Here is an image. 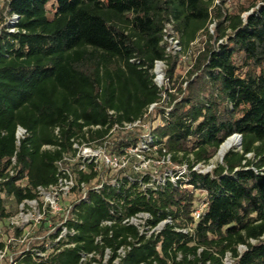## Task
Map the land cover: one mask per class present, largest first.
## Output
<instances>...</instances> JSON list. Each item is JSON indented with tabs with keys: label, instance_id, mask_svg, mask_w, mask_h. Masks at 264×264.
Returning a JSON list of instances; mask_svg holds the SVG:
<instances>
[{
	"label": "trees",
	"instance_id": "1",
	"mask_svg": "<svg viewBox=\"0 0 264 264\" xmlns=\"http://www.w3.org/2000/svg\"><path fill=\"white\" fill-rule=\"evenodd\" d=\"M227 3L4 0L0 225L6 233L8 219L25 200L38 197V187L57 184V163L75 154L74 141L104 139L116 125L145 118L153 104L158 108L148 121L163 122L152 128L158 146L154 157L169 154L172 163L186 164L189 170L184 179L157 189H143L137 175L134 182L123 176L119 188L106 184L98 193L93 187L117 173L74 166L77 187L68 199L72 216L65 225L75 234L46 260L18 255L17 264H81L82 253L103 256L109 248L115 257L122 246L131 249L119 264H225L228 255L232 264H264V0ZM10 13L21 16L17 33L2 26ZM170 22L182 47L176 55L168 53L165 40ZM201 36L202 48L180 80L181 58L190 55ZM158 61L166 63L176 93L154 82ZM164 92L172 107L168 115ZM19 127L27 133L20 140ZM237 134L242 137L240 149L228 151L210 172L194 170L210 164ZM139 135L121 131L111 151L120 154L136 145ZM83 183L88 200L81 199ZM203 203L206 208L196 221L193 212ZM140 213L151 215L152 228L169 222L147 237L122 223ZM48 218L39 232L50 220H65L63 215ZM107 221L113 224L105 225ZM14 232L21 234L19 229Z\"/></svg>",
	"mask_w": 264,
	"mask_h": 264
},
{
	"label": "built area",
	"instance_id": "2",
	"mask_svg": "<svg viewBox=\"0 0 264 264\" xmlns=\"http://www.w3.org/2000/svg\"><path fill=\"white\" fill-rule=\"evenodd\" d=\"M21 16L16 13L7 14L2 24L3 28L9 33L19 32V23ZM210 33L214 32L215 22L209 24ZM165 40L168 42V53H182V47L176 37L173 29V23L166 25L164 30ZM185 54H183L184 56ZM167 65L163 61L156 62L153 74L155 75L154 82L160 88H168L170 93H176V90L171 89L172 83L166 76ZM162 101L168 105L170 101L169 93L162 94ZM158 108V104H153L149 107L148 114L145 118L138 119L132 122H124L122 125H116L109 135L104 139L86 142L84 140L74 141L75 154L73 156H65L60 160L58 165V182L49 188L38 187V197L35 199L25 200L20 206L16 215L8 219L10 233L6 234L3 226L0 225V240L5 243V248L0 249V264H17L16 257L30 255L34 259L46 260L51 254L57 253L58 244L67 240V236L74 235L75 231H69L65 225L67 219L72 216V207L67 205L68 199L75 195L77 181L73 172V167L77 166L82 171H87L89 166H94L95 170L105 168L108 171L117 173V176L108 181L105 177L103 180L93 187V190L101 193L106 184L112 185L114 188H119L121 178L126 176L134 182V177L139 175L143 189H157L159 186H165L168 181L177 183L185 178L188 174V165L174 164L171 160V155H166L159 159L154 156L158 146L155 144V136L152 132L153 125H163L160 119L153 123L148 121L150 113ZM172 107L166 108L168 115ZM110 114H114L113 111ZM156 123V124H155ZM101 127H94L99 129ZM140 132L139 141L136 145L131 144L120 154L111 151V145L116 139V136L121 132ZM26 130L19 127L17 130V139L20 140L26 135ZM15 158L13 162L15 163ZM194 167V170L200 173L203 172ZM147 178V181H144ZM2 180L0 179V182ZM83 188L82 200H88V191L86 185H81ZM62 201H65L67 206H62ZM206 204H201L193 212V217L196 221L201 219ZM49 215L58 218L63 215V222L48 221L44 232H39L43 222L48 220ZM151 215L148 213H140L136 216L126 218L122 221L124 225L135 226L141 235L150 237L152 234L159 232L166 223L165 221L156 228H152L149 224ZM105 225L111 226L112 221H107ZM161 228L160 230H157ZM19 229L20 235H16L14 230ZM188 233L189 230H184ZM66 246H74L66 245ZM131 249L129 246H122L118 249L116 256L111 249H106L105 254L101 256L97 253H82L81 264H119L125 257L126 253ZM229 256V255H228ZM227 256V258H228ZM226 258V259H227Z\"/></svg>",
	"mask_w": 264,
	"mask_h": 264
},
{
	"label": "rangeland",
	"instance_id": "3",
	"mask_svg": "<svg viewBox=\"0 0 264 264\" xmlns=\"http://www.w3.org/2000/svg\"><path fill=\"white\" fill-rule=\"evenodd\" d=\"M247 2L248 3H251V2H253V0H228L227 5L228 6H239V5L244 4V3H247ZM3 3H4V0H0V8L2 7ZM51 7H52V4H50L48 6L49 9H51ZM203 40H204V37L201 36L197 40V42L193 45L192 51L190 52V55L189 56H186V54H185L184 56H182V58H181L182 65H181V67L179 68V70L177 72V75L180 78V80H182V79H184L186 77L188 71L190 70L191 64L193 62V58L192 57H194L197 54L198 50H200L202 48V42H203ZM232 149H237V147H233L230 150H232ZM238 149H240V148H238ZM218 155H219V152L216 155V157L211 161L210 164L198 166V169L201 170V171H203V172L212 171L213 168L217 164L222 163V159L223 158H219ZM9 206H11V203H9ZM160 229L161 228H158L157 230H160ZM8 235H9V233H8ZM240 250L243 251L244 248L241 247ZM232 263H233V259L229 255L228 258L225 260V264H232Z\"/></svg>",
	"mask_w": 264,
	"mask_h": 264
},
{
	"label": "bare ground",
	"instance_id": "4",
	"mask_svg": "<svg viewBox=\"0 0 264 264\" xmlns=\"http://www.w3.org/2000/svg\"><path fill=\"white\" fill-rule=\"evenodd\" d=\"M240 143V140L237 136H233L228 139V141L221 147L219 152V158H223L225 154L233 147H237Z\"/></svg>",
	"mask_w": 264,
	"mask_h": 264
},
{
	"label": "water",
	"instance_id": "5",
	"mask_svg": "<svg viewBox=\"0 0 264 264\" xmlns=\"http://www.w3.org/2000/svg\"><path fill=\"white\" fill-rule=\"evenodd\" d=\"M234 136H237L238 138H239V140H240V143H239V145L237 146V148H241L242 147V137H241V135H234ZM222 147V146H221ZM221 149V148H220ZM224 158V157H223ZM222 162H223V159H222Z\"/></svg>",
	"mask_w": 264,
	"mask_h": 264
}]
</instances>
